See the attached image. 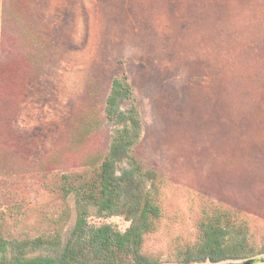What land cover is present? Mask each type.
Here are the masks:
<instances>
[{
    "label": "rangeland",
    "instance_id": "1",
    "mask_svg": "<svg viewBox=\"0 0 264 264\" xmlns=\"http://www.w3.org/2000/svg\"><path fill=\"white\" fill-rule=\"evenodd\" d=\"M120 67L141 120L139 158L173 185L163 228L194 234L195 194L262 226L264 0H0L2 235L70 231L74 216L59 220L52 190L104 158ZM169 242L165 231L144 248L165 260Z\"/></svg>",
    "mask_w": 264,
    "mask_h": 264
},
{
    "label": "trees",
    "instance_id": "2",
    "mask_svg": "<svg viewBox=\"0 0 264 264\" xmlns=\"http://www.w3.org/2000/svg\"><path fill=\"white\" fill-rule=\"evenodd\" d=\"M104 118L111 134L101 163L61 175L52 190L61 205L59 220L67 223L74 216L70 231L58 227L33 238L11 239L0 230V264H215L264 255V223L253 226L238 210L197 194L201 210L194 234L172 230L175 223L163 228L166 193L173 185L139 158L142 125L121 67L111 81ZM91 213L121 216L129 225L124 231L93 225ZM165 231L171 251L160 260L148 255L144 244Z\"/></svg>",
    "mask_w": 264,
    "mask_h": 264
},
{
    "label": "water",
    "instance_id": "3",
    "mask_svg": "<svg viewBox=\"0 0 264 264\" xmlns=\"http://www.w3.org/2000/svg\"><path fill=\"white\" fill-rule=\"evenodd\" d=\"M203 264H214V263H203ZM215 264H264V256L249 257L237 261H227Z\"/></svg>",
    "mask_w": 264,
    "mask_h": 264
}]
</instances>
